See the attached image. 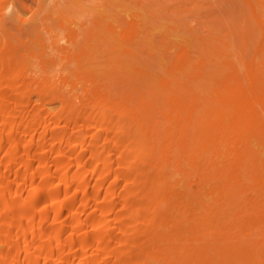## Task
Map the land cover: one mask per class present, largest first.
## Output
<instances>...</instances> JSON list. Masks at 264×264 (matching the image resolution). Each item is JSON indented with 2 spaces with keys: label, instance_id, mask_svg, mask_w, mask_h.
<instances>
[{
  "label": "bare ground",
  "instance_id": "6f19581e",
  "mask_svg": "<svg viewBox=\"0 0 264 264\" xmlns=\"http://www.w3.org/2000/svg\"><path fill=\"white\" fill-rule=\"evenodd\" d=\"M16 1L0 264H264V0H153L150 26L103 0L84 37L59 1Z\"/></svg>",
  "mask_w": 264,
  "mask_h": 264
},
{
  "label": "rangeland",
  "instance_id": "374dc122",
  "mask_svg": "<svg viewBox=\"0 0 264 264\" xmlns=\"http://www.w3.org/2000/svg\"><path fill=\"white\" fill-rule=\"evenodd\" d=\"M13 1H16V0H13ZM57 1L60 2V4H59V5H61L60 8H62L63 10H65L67 12L66 17L69 19L72 18L74 20L75 23L70 24V27L73 30H75L77 33H79L81 37H84V35H85L84 33L86 32V30L88 28L92 27V25H93L92 21L96 15V13H94L95 10L93 9V6L96 4H101V2L103 0H79V3L81 5L80 8L74 7V5L72 4V2L70 0H57ZM143 1L146 2V4H147L146 6H148V7H146V6L144 7V11H142V14L145 17V22L147 23L146 25L150 26L152 24H155V22L152 23L150 21L149 15L151 13L156 12V10L153 8H156V6H158V5L153 6V3L155 0L154 1L153 0H143ZM16 2H17V4H19V7L21 6L20 4L26 5V6H29V5L31 6L33 4L32 3L33 1H31V0H17ZM173 3L174 2H171V5ZM17 7H18V5H17ZM124 8H126V10L128 9L125 13H124V11L122 12V10H124ZM114 9L117 12H114V11H112V9H110V10H107L106 13L109 15H115L119 21L117 22V20H114V24H119V26L121 28L127 27L132 22L136 21L135 17L132 16L131 13L138 11L139 10L138 7H135V6L121 7V8L115 7ZM149 11H150V14H149ZM178 11H180V9ZM118 12H121V13H118ZM28 16H29V14H26L25 18H27ZM170 16H171L170 19L174 17L172 15H170ZM174 18H176V17H174ZM161 20L163 21V19H161ZM157 21L158 20H156V22ZM160 21L157 23L159 24ZM162 21H161V23H162ZM167 21L168 20L166 19L163 22H167ZM82 23H85V26H82ZM63 43H65V40H63Z\"/></svg>",
  "mask_w": 264,
  "mask_h": 264
},
{
  "label": "clouds",
  "instance_id": "9594fccd",
  "mask_svg": "<svg viewBox=\"0 0 264 264\" xmlns=\"http://www.w3.org/2000/svg\"><path fill=\"white\" fill-rule=\"evenodd\" d=\"M8 12H10L11 11V6H9V9L7 10ZM7 14V13H6Z\"/></svg>",
  "mask_w": 264,
  "mask_h": 264
}]
</instances>
